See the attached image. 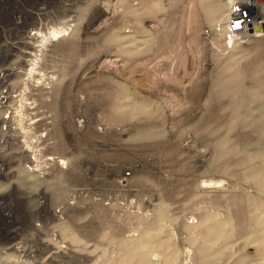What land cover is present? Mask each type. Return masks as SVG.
I'll return each instance as SVG.
<instances>
[{
    "label": "rangeland",
    "instance_id": "1",
    "mask_svg": "<svg viewBox=\"0 0 264 264\" xmlns=\"http://www.w3.org/2000/svg\"><path fill=\"white\" fill-rule=\"evenodd\" d=\"M229 7L17 0L0 11V70L16 68L0 90L14 97L22 152L0 179L12 195L0 200L11 233L0 257L18 243L34 264H264V34L229 43ZM29 146L46 175L27 171Z\"/></svg>",
    "mask_w": 264,
    "mask_h": 264
},
{
    "label": "bare ground",
    "instance_id": "2",
    "mask_svg": "<svg viewBox=\"0 0 264 264\" xmlns=\"http://www.w3.org/2000/svg\"><path fill=\"white\" fill-rule=\"evenodd\" d=\"M16 1L17 0H0V11L4 12V11L8 10L9 7H11L12 4H15ZM68 3L70 4V2H68ZM229 4H230L229 11L225 16L226 22H228L227 29H226V26H220L221 32L224 33L226 31L225 33H226L227 39H229V43L235 42V40H237V36H240V37L247 36L248 33L253 34V35H263L264 34V31H262L260 28V24L262 22H264V17L261 16V13L264 12V4H262L259 0H229ZM101 8L104 10L102 5H101ZM43 9H44L43 7L38 6V9H36V10H39L38 12H40V10H42V12H43ZM66 9H68V8L66 7ZM10 10L12 11V8ZM11 11H10V14H11ZM17 12H16V14L12 13L10 15V17H11L10 19H12L11 22L14 25H20L22 23V19L24 17V16L21 17V14L24 15L22 12H21V14L17 13ZM237 24H239L240 26L236 27ZM1 28L2 27L0 26V29ZM60 32H61L60 30H52L50 32L51 35L49 36L48 41H52V39L55 37V35H57V33H60ZM206 35H209V30L206 31ZM40 36H42V35H40L36 31H29V30L27 31V37L32 38L33 40H34V38L40 37ZM9 44H10V46H14L16 44V42H13V43L10 42ZM35 50L41 51L42 46L41 45L35 46ZM15 72H16V68H14V67H9V68L0 70V81H2V82L5 81L6 77L10 76L11 74H13ZM6 89H7V85H5V87L0 90V107L4 108V111H7V113L9 114V115L7 114L8 117L0 118V152H2L3 150H7L8 156H4V157L0 156L1 157L0 158V179L8 180L9 176H13L12 178H14L15 173H16L15 172L14 174H12L14 172L13 171L14 169L12 168L14 157L16 154L17 155L20 154L22 156V152L16 153L14 155V152L17 151L16 150L17 149L16 141L18 142L19 140H18L17 134H16L17 130L16 131L14 130L16 133H13L14 131L12 132L10 129H12L11 125L13 124V122H15L14 118H15V110L16 109L13 108L11 105H8L7 101L9 99L12 100L14 97H13V95H11V93H10L11 91L10 90L6 91ZM31 123L32 122L30 121V124ZM38 153L39 152H37V154H36L32 150L31 146H29V148L27 149V152L25 150V156L27 155L25 167L27 168L28 172H30V173H37L38 172L37 174L43 176V175L47 174L44 170L45 169L44 165H45V161L47 158H45V156H43V153H41L40 155ZM60 162L64 163V161L61 159H60ZM51 165H53V163ZM125 171L129 172V169H126ZM8 173H10L12 175H7ZM2 176H4V177H2ZM125 176H127V175H125L123 172L121 181H124L123 177H125ZM215 188H217V187L215 186ZM38 193H40V192H38ZM5 198L12 199V195L9 194V196L3 197V198H1V196H0V200L3 199L5 201L6 200ZM19 198L22 199V197H18V199L15 200V202H17L16 205L21 203V200ZM0 203H1V201H0ZM40 203L42 204V206H44L45 200L42 199L40 201ZM7 207L8 206H6L5 208H7ZM2 233H4L5 236H8V235L10 236V234H11L9 232V230H6L5 228L0 229V234H2ZM6 251H9V252H5L4 253L5 256L0 257V264H34V262H39L37 260H34V249H31V247H29V248L23 247V246L19 245L18 243H15V244H11L10 246H8V248H6ZM28 258H31V260H28Z\"/></svg>",
    "mask_w": 264,
    "mask_h": 264
},
{
    "label": "water",
    "instance_id": "3",
    "mask_svg": "<svg viewBox=\"0 0 264 264\" xmlns=\"http://www.w3.org/2000/svg\"><path fill=\"white\" fill-rule=\"evenodd\" d=\"M260 28H261L262 31H264V22H262V23L260 24Z\"/></svg>",
    "mask_w": 264,
    "mask_h": 264
},
{
    "label": "built area",
    "instance_id": "4",
    "mask_svg": "<svg viewBox=\"0 0 264 264\" xmlns=\"http://www.w3.org/2000/svg\"><path fill=\"white\" fill-rule=\"evenodd\" d=\"M124 174L128 176L129 175V172L128 171H125Z\"/></svg>",
    "mask_w": 264,
    "mask_h": 264
},
{
    "label": "snow or ice",
    "instance_id": "5",
    "mask_svg": "<svg viewBox=\"0 0 264 264\" xmlns=\"http://www.w3.org/2000/svg\"><path fill=\"white\" fill-rule=\"evenodd\" d=\"M239 26H240L239 24L236 25V27H239Z\"/></svg>",
    "mask_w": 264,
    "mask_h": 264
}]
</instances>
